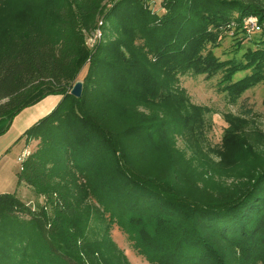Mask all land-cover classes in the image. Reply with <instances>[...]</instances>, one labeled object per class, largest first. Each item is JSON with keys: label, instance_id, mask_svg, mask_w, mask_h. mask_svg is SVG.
<instances>
[{"label": "trees", "instance_id": "trees-1", "mask_svg": "<svg viewBox=\"0 0 264 264\" xmlns=\"http://www.w3.org/2000/svg\"><path fill=\"white\" fill-rule=\"evenodd\" d=\"M161 8L0 0V117L61 95L15 142L36 141L16 174L50 210L0 193V264H131L110 236L114 225L150 264H264L263 161L228 129L225 148L244 171L206 182L166 136L180 114L164 121L158 107L185 74L222 73L232 102L264 81V0H162ZM251 16L260 36L242 59L207 48L243 33ZM98 18L103 38L90 48L85 33ZM238 71L249 73L234 80Z\"/></svg>", "mask_w": 264, "mask_h": 264}, {"label": "rangeland", "instance_id": "rangeland-1", "mask_svg": "<svg viewBox=\"0 0 264 264\" xmlns=\"http://www.w3.org/2000/svg\"><path fill=\"white\" fill-rule=\"evenodd\" d=\"M145 1L152 10L158 13L163 12L162 0ZM244 22L248 25H243V33L229 32L220 39L219 45L209 44L207 48L220 59H242L245 49L248 46L254 47L253 40L260 36L258 32L260 24L257 19L247 17ZM96 24L93 31L85 33V43L90 48H94L103 38L102 31L96 35L101 25L100 18ZM87 66L88 64L80 70L76 81H82ZM246 73L249 71H238L233 79L241 78ZM221 76L222 73L211 78L205 75H181L175 95L166 99L158 107L164 121L180 114L176 121L171 120L169 125H172L174 129L170 128L166 136L171 138L182 160L193 166L198 176L206 182L225 184V181L232 179L233 173L239 169L240 172L244 171L242 164L234 162L235 157L227 147L225 148L229 140V137L228 139L225 137L226 132H229L228 129L231 132L228 135L239 137L251 153L254 151L258 155L256 158L263 161L264 167V81L246 90L236 102H232L226 92L221 89ZM23 132L19 134L15 129H11L4 137L6 146L1 153L7 151V155L0 161V193H15L34 208L43 207L49 211L48 197L46 198L43 194L37 196L31 187L18 183L16 173L20 169L18 160L20 152L23 148L33 151L36 147V141L33 139L24 140V143L21 139L15 143ZM88 223V228H91L88 230H95V223L93 221ZM86 224H84L85 228ZM110 236L124 251L131 264H150L135 253L130 242L117 226L110 228Z\"/></svg>", "mask_w": 264, "mask_h": 264}, {"label": "crops", "instance_id": "crops-1", "mask_svg": "<svg viewBox=\"0 0 264 264\" xmlns=\"http://www.w3.org/2000/svg\"><path fill=\"white\" fill-rule=\"evenodd\" d=\"M59 99L60 95L50 94L37 103L25 107L12 119H10L8 116L0 117V161L7 155V151L5 153H1L6 146L4 145L6 144V138L4 139V137L7 135V133H9L11 129H15V131L20 134V132H23L30 124L32 125L38 118L48 113L57 104ZM22 139V143H24V138Z\"/></svg>", "mask_w": 264, "mask_h": 264}, {"label": "water", "instance_id": "water-1", "mask_svg": "<svg viewBox=\"0 0 264 264\" xmlns=\"http://www.w3.org/2000/svg\"><path fill=\"white\" fill-rule=\"evenodd\" d=\"M70 93L73 96L80 97L82 94V81H76L72 86Z\"/></svg>", "mask_w": 264, "mask_h": 264}, {"label": "built area", "instance_id": "built-area-1", "mask_svg": "<svg viewBox=\"0 0 264 264\" xmlns=\"http://www.w3.org/2000/svg\"><path fill=\"white\" fill-rule=\"evenodd\" d=\"M249 18H255V19H257L256 17H253V16H251V17H249ZM248 25V23H246L245 24V26H247ZM101 33V30L99 29L98 31H97V34L96 35H99ZM29 153H30V151L28 150H22V152L20 153V156L18 157V160L19 161H21L22 159H24L26 156H28L29 155Z\"/></svg>", "mask_w": 264, "mask_h": 264}]
</instances>
